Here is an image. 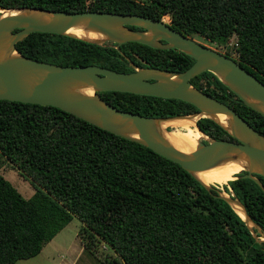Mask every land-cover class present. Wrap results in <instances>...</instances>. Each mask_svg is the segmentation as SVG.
Masks as SVG:
<instances>
[{
  "label": "trees",
  "instance_id": "trees-1",
  "mask_svg": "<svg viewBox=\"0 0 264 264\" xmlns=\"http://www.w3.org/2000/svg\"><path fill=\"white\" fill-rule=\"evenodd\" d=\"M0 7L108 11L153 19L169 14L183 35L223 49L264 84V0H0ZM15 47L37 61L116 71L123 70L120 51L132 59L135 52L152 61L150 66L167 70L183 71L193 62L174 49L128 42L119 51L114 45L48 32H32ZM190 81L264 135V115L244 105L216 75L204 71ZM103 95L121 110L146 116L198 111L179 99ZM196 124L211 138L234 140L210 118L201 117ZM6 163L31 183L30 197L4 177ZM222 187L264 230L260 187L239 174ZM217 190L205 189L179 164L148 147L57 107L0 100V264L36 256L73 217L82 223L81 242L103 264H264V242L251 235ZM101 246L110 252L103 254Z\"/></svg>",
  "mask_w": 264,
  "mask_h": 264
},
{
  "label": "water",
  "instance_id": "water-1",
  "mask_svg": "<svg viewBox=\"0 0 264 264\" xmlns=\"http://www.w3.org/2000/svg\"><path fill=\"white\" fill-rule=\"evenodd\" d=\"M1 11L4 13L0 14V100L57 107L179 164L207 190L215 186L199 179L198 172L222 163L237 162L243 166L239 173L245 172L240 177L253 180L264 193V185L256 176L264 177V135L232 107L201 91L190 81L196 75L209 71L244 105L264 115V84L235 59L183 35L162 21L139 14L30 7H0ZM77 28L99 36L80 37L71 32ZM32 32L68 35L98 45L109 41L117 49L127 42L159 49L172 48L185 53L193 62L183 71L133 65V71L120 72L96 64L58 65L31 59L16 50L15 44ZM88 89L91 92H87ZM102 91L179 99L194 105L198 111L168 117L141 115L113 106L99 95ZM218 114L225 115V122L218 119ZM185 117L194 118L198 130L197 120L210 118L234 140L211 138L199 130L202 137L197 140L195 149L182 151L168 140V130H163V125L170 126L172 120ZM217 191L218 197L243 219L251 235L258 242H264V230L251 218L245 205L234 194Z\"/></svg>",
  "mask_w": 264,
  "mask_h": 264
},
{
  "label": "rangeland",
  "instance_id": "rangeland-1",
  "mask_svg": "<svg viewBox=\"0 0 264 264\" xmlns=\"http://www.w3.org/2000/svg\"><path fill=\"white\" fill-rule=\"evenodd\" d=\"M165 18L169 20L168 17ZM198 40L202 44L224 53L223 49L216 48L214 44L205 39L199 38ZM229 41L232 42V39ZM172 128V126L163 125V130H171ZM177 128L185 132L184 128L180 126H177ZM2 174L24 197H30L33 194L34 188L31 183L23 178L16 168L11 167L10 163L4 165ZM224 184L213 185L224 194L229 195L222 187ZM81 227V221L77 217H73L65 227L43 246L39 254L31 258L18 259L15 264H103L101 256L89 250L85 241L81 242L79 235ZM101 247L104 251L103 254L110 252L109 249Z\"/></svg>",
  "mask_w": 264,
  "mask_h": 264
},
{
  "label": "bare ground",
  "instance_id": "bare-ground-1",
  "mask_svg": "<svg viewBox=\"0 0 264 264\" xmlns=\"http://www.w3.org/2000/svg\"><path fill=\"white\" fill-rule=\"evenodd\" d=\"M3 13L2 11L0 12V14ZM71 32L80 37L96 38L99 36L97 33L84 31L83 28L73 29ZM87 92H91V90L88 89ZM217 117L220 121L225 122L226 117L224 114H218ZM194 120V118L185 117L172 120L169 124L173 128L167 131L166 136L175 147L182 151L189 152L195 149L197 140L200 139L202 135L196 128ZM177 126L184 128L185 132H182ZM242 169L243 166L241 164L232 161L200 171L196 175L207 184L221 185L224 183L226 184L229 180L235 179L237 173Z\"/></svg>",
  "mask_w": 264,
  "mask_h": 264
},
{
  "label": "flooded vegetation",
  "instance_id": "flooded-vegetation-1",
  "mask_svg": "<svg viewBox=\"0 0 264 264\" xmlns=\"http://www.w3.org/2000/svg\"><path fill=\"white\" fill-rule=\"evenodd\" d=\"M166 14H162L161 16H160V18L159 19H156V20H159V21H162L163 23H165L166 25H168L169 27H171L172 29H175V30H177L175 27H173V25L171 24V22H170V20H166ZM130 28H132V29H138V30H143V28H141V27H138V26H129ZM178 31V30H177ZM194 39H196V38H194ZM197 41H199L198 39H196ZM159 41L161 42V43H166V41L164 40V39H159ZM200 42V41H199ZM128 43V42H127ZM137 43V42H136ZM104 44H108V45H114L112 42H105ZM125 44V43H124ZM141 44V43H140ZM123 45V44H122ZM144 45V44H143ZM120 46L121 45H119V48H118V50L120 51ZM147 46V45H146ZM147 47H150V46H147ZM150 48H152V49H156V50H169V49H159V48H153V47H150ZM117 49V48H116ZM172 49V48H171ZM174 50H177V49H174ZM179 51V50H178ZM217 51H219V50H217ZM220 52V51H219ZM120 53H121V56H122V58H120V61H121V63H120V68H122L123 70H120V72H130V71H133L134 70V67H133V65H135V66H138V67H153V66H150V63H153L152 61H150L149 59V61L147 60V59H145V60H143V59H141L137 54H135V52L133 53L132 52V54H133V59L132 58H130L129 56H127L123 51H120ZM128 58H129V60H128ZM155 62V61H154ZM155 68H161V67H155ZM162 69V68H161ZM103 92H108V91H102V92H99V95L101 96H104L103 95ZM111 92H119V91H111ZM101 96V97H102ZM118 96V95H117ZM103 98V97H102ZM245 172H241V173H238L239 175H242V174H244ZM238 176V175H237ZM259 179H260V181L262 182V178H264V177H262V176H259V175H256ZM263 183V182H262ZM263 185H264V183H263ZM260 237V236H259Z\"/></svg>",
  "mask_w": 264,
  "mask_h": 264
},
{
  "label": "clouds",
  "instance_id": "clouds-1",
  "mask_svg": "<svg viewBox=\"0 0 264 264\" xmlns=\"http://www.w3.org/2000/svg\"><path fill=\"white\" fill-rule=\"evenodd\" d=\"M166 16L169 18V20H170V16H169V14H166ZM222 53V52H221ZM223 54H225V53H223ZM230 57V56H229ZM232 58V57H231ZM261 237V236H260Z\"/></svg>",
  "mask_w": 264,
  "mask_h": 264
},
{
  "label": "built area",
  "instance_id": "built-area-1",
  "mask_svg": "<svg viewBox=\"0 0 264 264\" xmlns=\"http://www.w3.org/2000/svg\"><path fill=\"white\" fill-rule=\"evenodd\" d=\"M228 44L230 45V44H231V42L229 41V42H228ZM231 55H234V52H231Z\"/></svg>",
  "mask_w": 264,
  "mask_h": 264
}]
</instances>
